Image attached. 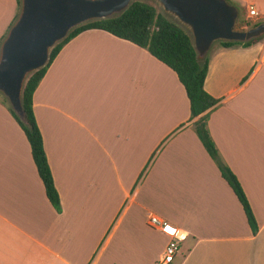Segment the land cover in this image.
Listing matches in <instances>:
<instances>
[{
    "label": "crops",
    "instance_id": "crops-1",
    "mask_svg": "<svg viewBox=\"0 0 264 264\" xmlns=\"http://www.w3.org/2000/svg\"><path fill=\"white\" fill-rule=\"evenodd\" d=\"M227 1L264 22V0ZM16 14L15 0H0V39ZM205 58L203 91L218 101L207 131L256 232L194 135L175 74L144 49L87 30L32 94L59 213L0 101V264H156L169 238L149 217L186 235L170 264H264V37L212 45ZM143 169L155 171L134 189Z\"/></svg>",
    "mask_w": 264,
    "mask_h": 264
},
{
    "label": "water",
    "instance_id": "water-1",
    "mask_svg": "<svg viewBox=\"0 0 264 264\" xmlns=\"http://www.w3.org/2000/svg\"><path fill=\"white\" fill-rule=\"evenodd\" d=\"M133 0H19V11L0 42V95L21 122L26 78L44 66L49 50L74 28L119 16ZM187 31L197 61L214 43L264 37V22L236 29L237 9L225 0H148Z\"/></svg>",
    "mask_w": 264,
    "mask_h": 264
},
{
    "label": "trees",
    "instance_id": "trees-1",
    "mask_svg": "<svg viewBox=\"0 0 264 264\" xmlns=\"http://www.w3.org/2000/svg\"><path fill=\"white\" fill-rule=\"evenodd\" d=\"M225 1L228 3L227 0ZM15 2L18 7L19 0H15ZM260 23L257 22L248 27H254ZM87 30H100L117 39L127 41L136 47L144 49L150 56L175 74L188 102V121L192 122V131L209 159L217 168L221 179L235 196L241 207L247 226L251 234H254L257 226L243 191L235 176L219 157L207 131L206 123L208 116L218 102L203 91L207 59L204 58L201 61H197L190 38L186 32L161 14L156 13L152 6L139 1H132L117 17L89 22L72 29L64 39L56 43L49 50L44 66L31 73L23 84L20 104L24 116V124L8 109L28 144L33 166L49 205L55 212L59 213V199L53 186L52 177L43 151L41 136L32 113V94L60 49L75 36ZM3 37L0 39V42ZM257 40L245 43H217L222 48L233 46L247 48ZM2 103L4 104L3 101Z\"/></svg>",
    "mask_w": 264,
    "mask_h": 264
},
{
    "label": "built area",
    "instance_id": "built-area-1",
    "mask_svg": "<svg viewBox=\"0 0 264 264\" xmlns=\"http://www.w3.org/2000/svg\"><path fill=\"white\" fill-rule=\"evenodd\" d=\"M247 18L257 17L255 10L248 6L246 9ZM148 225L152 229H156L161 233L165 234L169 241L163 248V251L160 255L156 264H170L173 261V258L178 253L179 244L185 239V234L177 229H174L164 221L157 219L156 217H149Z\"/></svg>",
    "mask_w": 264,
    "mask_h": 264
},
{
    "label": "rangeland",
    "instance_id": "rangeland-1",
    "mask_svg": "<svg viewBox=\"0 0 264 264\" xmlns=\"http://www.w3.org/2000/svg\"><path fill=\"white\" fill-rule=\"evenodd\" d=\"M133 1L143 2V3H146V4L150 5V6H152L155 9L156 13L161 14L167 20H169V21L173 22L174 24H176L184 32H186V34H188L187 31L184 28H182L174 19H172L171 17L163 14L161 9L155 3L151 2V1H148V0H133ZM18 11H19V5L17 7V14H18ZM17 14H16V16H17ZM257 22L258 21H257L256 17L255 18H247L246 11H245V13H243L242 10L239 9V15H238L237 20H236V29L238 31H244V30H247L249 28H252V27H248V26H251V25H253L254 23H257ZM261 23H263V22H261ZM213 45L216 46V45H218V43H214ZM0 101L1 102L3 101L5 103V105L7 106L6 101L4 100V98L1 95H0ZM153 170L155 171V169H143V171L141 173H139V176H138V179H137L138 183H136L134 185V189L136 188V186H139L140 184H143V183L147 182L150 179V177L153 176V173H154Z\"/></svg>",
    "mask_w": 264,
    "mask_h": 264
}]
</instances>
